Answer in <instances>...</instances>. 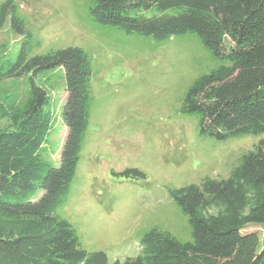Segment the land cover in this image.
Segmentation results:
<instances>
[{
	"label": "trees",
	"instance_id": "1",
	"mask_svg": "<svg viewBox=\"0 0 264 264\" xmlns=\"http://www.w3.org/2000/svg\"><path fill=\"white\" fill-rule=\"evenodd\" d=\"M154 9L146 15L143 10ZM30 35L13 0L0 4V28L7 15ZM98 22L129 33L165 39L194 32L214 55L228 60L199 76L183 101L199 113L202 131L224 139L264 132V0H96ZM64 70L67 98L61 118L68 127L61 163L54 166L40 149L52 127L49 95L34 75ZM32 71L22 103L0 89V264H264V240L249 224L264 226V140L244 153L226 178L171 189L188 214L194 238L181 241L153 227L142 238L141 253L110 262L103 250L88 251L66 218L56 214L76 173L89 125L92 62L80 46L28 58L23 47L15 60L0 59V81ZM121 174L145 176L138 168ZM42 189L37 199L33 195Z\"/></svg>",
	"mask_w": 264,
	"mask_h": 264
},
{
	"label": "rangeland",
	"instance_id": "2",
	"mask_svg": "<svg viewBox=\"0 0 264 264\" xmlns=\"http://www.w3.org/2000/svg\"><path fill=\"white\" fill-rule=\"evenodd\" d=\"M95 1L13 0L30 35L13 27L8 14L0 28V59L15 60L23 47L28 58L68 46L90 55L89 125L74 179L55 212L72 223L85 249L105 251L110 262L125 261L141 253L143 236L155 226L192 241L189 216L171 189L199 184L206 176L228 177L241 156L264 140V132L224 139L203 132L199 113L185 112L183 101L199 76L228 60L214 55L194 32L157 39L98 22L91 15ZM32 75L4 79L0 89L8 88L22 103ZM34 78L46 88L54 116L40 152L58 166L68 131L61 118L64 70L44 69ZM7 123L0 120V128ZM125 168L145 176L127 177L120 173ZM242 231H256L262 246L263 225Z\"/></svg>",
	"mask_w": 264,
	"mask_h": 264
}]
</instances>
